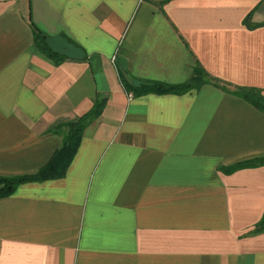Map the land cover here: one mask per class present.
Here are the masks:
<instances>
[{"label": "crops", "instance_id": "1", "mask_svg": "<svg viewBox=\"0 0 264 264\" xmlns=\"http://www.w3.org/2000/svg\"><path fill=\"white\" fill-rule=\"evenodd\" d=\"M197 67L218 83L122 84ZM234 87L264 97V0H0V178L38 172L57 127L104 104L62 177L0 197V264H264V166L224 172L264 157V112Z\"/></svg>", "mask_w": 264, "mask_h": 264}, {"label": "trees", "instance_id": "2", "mask_svg": "<svg viewBox=\"0 0 264 264\" xmlns=\"http://www.w3.org/2000/svg\"><path fill=\"white\" fill-rule=\"evenodd\" d=\"M34 40L38 49L45 56L52 59L56 64L63 62L66 59L64 56L52 51L47 46L44 37L42 38V36L39 34H35ZM207 83L217 84L218 82L217 80L215 81L214 79L209 78L205 71L199 67L193 70L189 80L181 84L168 85L159 83H142L138 86H133L126 80H122L124 88L135 95L147 93L180 95L194 90H199ZM224 88L226 90V87ZM229 92L247 101L261 112H264V97L261 95L259 90L255 88L234 87L233 90ZM103 105L104 104L102 101H96L87 114L81 116L76 121L59 125L56 129V133L62 134L63 141L60 149L53 155L50 162L32 175L11 179L0 178V184L3 185L2 189L0 190V197L9 195L11 192H13L15 187L21 183L30 181H45L62 177L78 147L84 129L99 117ZM261 166H264V157L234 164L228 168H225L224 172L230 174L242 169L256 168ZM260 233H264V214L253 231H251L249 234Z\"/></svg>", "mask_w": 264, "mask_h": 264}]
</instances>
